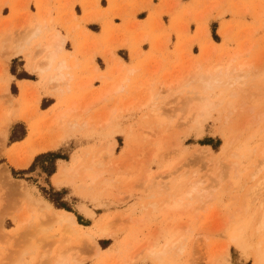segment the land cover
<instances>
[{
    "label": "rangeland",
    "instance_id": "obj_1",
    "mask_svg": "<svg viewBox=\"0 0 264 264\" xmlns=\"http://www.w3.org/2000/svg\"><path fill=\"white\" fill-rule=\"evenodd\" d=\"M16 1L0 0L11 9L6 19H19L13 28L11 22L0 24V51L6 59L23 54L27 68L34 72L38 36H29L38 22L30 12L21 17L29 0L18 7ZM132 1L120 0L122 9L116 12L111 11L113 0L107 10L100 9L97 0L89 9L82 4L83 21L99 22L109 17L111 23L118 25L103 22L106 50L97 51L99 44L95 42L91 50L83 51L90 57L99 52L106 62L105 74L98 77L100 87L73 89L70 98L83 103L107 93L90 114L91 118L102 120L113 109L107 127L90 126L86 132L62 127L69 118L65 108L70 100L59 98L46 85L47 74L35 72L41 79L38 83L19 82L17 86L14 81L9 91L11 78L0 61V264H53L59 258L61 245L67 247L70 233L39 208L42 198L71 210L79 228L94 234L102 249L95 255L86 242H78L70 250L65 248L63 257L67 264H224V256L228 257L227 264L257 261L253 248L244 251L229 233L235 221L242 227L236 232L239 243L252 237L255 247L257 241L264 240V232L256 233L250 222L255 218L253 208L249 217L243 219L244 195L254 182L250 177L264 146V0L235 5L233 0H195L189 7L179 0H169V13L158 4L159 0H148L143 6L151 7V1L157 2L153 5L158 21L153 22L152 17L147 20V32L140 22H135L137 7L129 5ZM225 12L233 18L229 23H220L217 16ZM113 15L119 18L112 19ZM143 16L144 13L137 14L136 18ZM172 16L174 21L169 23ZM244 16L253 21L247 22ZM6 19L0 17V23ZM71 20H75L73 14ZM65 30L76 44L90 35L77 22L69 28L65 26ZM44 31L41 37L54 29L50 26ZM136 37V45L150 43L149 52L136 49L132 42ZM119 47L128 50L136 63L124 62L129 56L126 51H118L117 55L115 50ZM16 50L20 52L15 53ZM141 56L150 58V63L144 64ZM18 64L11 63L9 71L15 74ZM98 64L102 66L100 61ZM122 76L127 78L124 91L114 94L113 86ZM22 88L24 99L19 97ZM150 93L164 120L160 125L147 108L140 106ZM204 95L213 103V110L203 127L199 129L189 121L183 123L186 100ZM60 112L64 113L63 118H58ZM83 118L87 117L78 120ZM10 119L23 123L12 125L7 136ZM31 125L34 134L30 143L61 130L66 137L56 148L47 150L55 152H41L44 154L35 155L27 167L15 168L9 157L28 155L30 143L26 140L13 147L14 142H10L21 138L24 132L26 135L27 126ZM112 138L116 146L106 156L103 148ZM202 146L210 148V152ZM56 158L62 159L55 161ZM91 158L102 161L100 179L112 180L113 187L99 185L87 196L73 186L56 187L51 183V176L61 163L72 165ZM54 166L55 171L46 178ZM36 168L45 173L43 183L31 175ZM260 175L264 176V165L257 178ZM173 201L177 204L170 207ZM82 205L94 211L91 218L82 214ZM102 225L109 227L111 235L95 234ZM165 247L161 259L158 251Z\"/></svg>",
    "mask_w": 264,
    "mask_h": 264
},
{
    "label": "bare ground",
    "instance_id": "obj_2",
    "mask_svg": "<svg viewBox=\"0 0 264 264\" xmlns=\"http://www.w3.org/2000/svg\"><path fill=\"white\" fill-rule=\"evenodd\" d=\"M40 32V28L36 27V29L32 32V34L29 36L30 38L35 37ZM63 43V38L57 34V33H49L48 36H46L45 41H40L38 45L41 47V62H43V66H35V69L37 71H45L47 72V83L54 87V89H58L59 86L63 87L59 89L60 93H65L69 89L70 82H71V76L68 74V72H65V70L68 68V66L63 62L60 61L57 64L55 63L59 53L61 52ZM18 52V50H16ZM126 72L131 73L132 70H127ZM127 78L125 76H122L119 80V83L113 86V92L114 93H122L124 91V84L126 82ZM168 85L170 83H167ZM207 83H205L206 85ZM69 98H72L70 96ZM9 99H11L9 97ZM155 97L151 93L144 99L145 101L141 103V107L147 108L149 110V113L153 118L156 120L157 124L160 125L163 123V119L160 117L158 113V109L155 105ZM37 101V100H36ZM98 102V98H90L82 103V107H78L77 102L72 100L71 105L69 108H67V111L69 113V118L66 117V120L63 121L62 127L67 128L71 131H89L90 126H94L93 118H91L90 114L92 113V106ZM184 107V116L181 118L183 123L186 122H192L200 129L203 127V124L207 121L209 118V114L211 110H213V103L207 96H195L191 97L183 105ZM113 112L112 110H109L105 117L102 120V123L100 125H104L105 127L108 126L111 120V114ZM83 115L87 117L86 119L82 120H76L75 117L77 115ZM64 113L60 112L58 114V118H63ZM94 117V116H93ZM74 118L75 120L71 119ZM52 123V122H51ZM95 126L96 129H99V126ZM64 128V129H65ZM102 132V131H100ZM68 133V132H67ZM66 137V133L61 130V132L53 135L52 137H46L45 142H43L39 148H49L54 147L63 140V138ZM115 147V140L111 139L109 140L105 147L103 148V153H105L106 156H110L113 152V149ZM201 149H205V151L210 152V148L203 147ZM30 156V155H29ZM29 156L25 155L22 156V158L17 157H10L9 161L12 166L16 168H22L26 167ZM258 164L255 165V171L252 172V176L250 179L253 182V184L248 188V192L244 195V212H245V218L249 217L250 210L254 209V217L252 221V224L254 226V231L256 233L264 232V176L257 178L260 168L264 165V146L261 148L260 156H258ZM102 161H95L94 158H91L88 161L76 163V164H67V163H61L58 171L56 174L52 177V184L54 186H61V185H67V186H73L77 191L81 192L83 195H89L92 190H96L97 187L103 186L105 188L113 187V182L110 179L107 178H101L102 175V169L103 168ZM105 170V169H104ZM30 175V174H29ZM32 176H37L39 179V182L43 183L45 178V173L40 170L39 168H36L34 172L31 174ZM29 189V188H28ZM30 190V189H29ZM34 188H32V192L34 193ZM31 192V193H32ZM188 192V191H187ZM29 197L30 193L27 191L25 192ZM37 199L33 200L35 203ZM176 201H173L171 203L170 207L176 205ZM38 206V205H37ZM39 208L45 209L48 213V217L55 223L63 225L64 229L70 233V236L72 237L69 240H67V247H64V245H61V247L58 249V259H56L55 263L53 264H67L68 262L63 257V254L65 252V248L70 250L69 248L78 242H86L89 247L92 248L95 255L100 253L102 249L99 247L98 243L95 240L94 234L87 232L86 230L82 231L79 228V225L75 219V216L72 212L54 208L50 202L47 200H44L40 203ZM81 212L84 216L91 218L94 215V211L89 208L86 205H82L80 207ZM234 224V225H233ZM232 229H230V238L244 251L249 249L250 247L253 248V250L256 253V259L255 264L264 263V240L257 241L255 243V247L252 245V237H249L246 239L243 243H239L238 240L240 236L238 237L236 232L240 230L242 227L237 226L236 222L233 221ZM231 228V227H230ZM109 227L107 225L100 226L95 234H97L100 237H105L111 235V231H109ZM242 231V229L240 230ZM252 239V240H251ZM254 242V241H253ZM173 243V244H172ZM170 246L174 245V242H172ZM176 243V242H175ZM82 244V243H81ZM79 244H77L78 246ZM80 247V246H79ZM72 249V248H71ZM167 248L160 249L158 251V255L163 258L162 256L166 253ZM169 250V249H168ZM67 251V250H66ZM66 255V253H65ZM165 258V257H164ZM224 258V264H227V259L225 256ZM130 260H132L130 258ZM259 260V262H258ZM75 262V261H74ZM124 264V263H123Z\"/></svg>",
    "mask_w": 264,
    "mask_h": 264
},
{
    "label": "crops",
    "instance_id": "obj_3",
    "mask_svg": "<svg viewBox=\"0 0 264 264\" xmlns=\"http://www.w3.org/2000/svg\"><path fill=\"white\" fill-rule=\"evenodd\" d=\"M23 1L24 0H17L15 2L16 7H18V5H20V3H22ZM93 1H95V0H29V2L27 4V10H24V12H22L21 17L25 16L27 12H30L37 19L38 23L34 25V30L36 29V27L40 28L39 34L36 35V36H38V42L35 46L37 50H36L35 55H34L35 57H37V59H36L37 61H33V64H32L34 72H30L26 66L28 63H27V60L23 54H21L20 56H14V57H10L9 59H6L4 57L5 55L2 54V52L0 51V61L3 63L2 68L4 69V66H5L6 72L8 73L9 77L11 78L9 80V83H8L9 91H10V83H13L14 81L16 82V84L18 86L19 82L38 83L41 80L40 77L35 73V72H37L40 74L43 72V71H37L35 69V66H37V65L43 66V62H41L42 61L41 60V56H42L41 47L38 44L40 41L46 40V36H48V34L45 36H42V37H41V35L45 32L44 30H46V27L49 28L50 26L53 27V29H54V31H51L50 33H53V34L57 33L63 38L61 52L59 53L55 63L57 64L58 62L63 61L68 66V68L65 70V72H68V74L71 76L72 80L70 82V85H68L69 89L65 93L59 92V89H61L63 87L59 86L58 89H54V87L49 85L47 83V77L45 78L46 79V85L49 86V88L54 92V94L56 96H58L59 98L62 96H65L67 99L69 98V96H72L73 89L74 90H86L90 87H92V88L100 87V80L98 79V77H99V75L103 76L105 74L106 62L100 56L99 52L96 53L95 56L90 57L89 55H84L83 51L86 49L91 50V46L95 42H97L99 44V46L96 48L97 51L106 50L104 47H106L105 45H106L107 39L105 40L104 35H103V22L104 23L106 22V24H113V22L111 23V20L109 17H106L105 19H102L99 22L83 21L82 20V16L84 15V10H83L82 4L85 3L89 9V5H91ZM97 1H98V5H99L100 9L107 10L110 7V0H97ZM101 1H103V2L105 1V4L101 5L100 4ZM146 1H148V0H133L132 2L129 3V5L131 4V5H134L133 7H137L135 12H134V18H135V22H137V23L140 22V25L142 27L147 26L146 22L151 17H152L153 22H154V20L158 21L157 15H155L156 7H154V5H153V3H157V2L151 1L152 6L151 7H145V6H143V4ZM250 1L251 0H233V4L235 5L238 2H242L244 4H252ZM179 2L181 4H183L184 7L193 6V4H195V0H189L188 3L186 2V0L185 1L179 0ZM184 2H186V3H184ZM158 4L160 6H164L166 8V12L169 13V0H159ZM121 6L122 5L120 4V0H113V5L111 7V11L112 12L119 11L122 9ZM155 6H158V5H155ZM10 12H11V9L9 6L3 5L2 3H0V17L2 19H6L9 16ZM16 12L17 11H15V15H14L15 17L18 16V14ZM219 12H220V9H217V14ZM141 13H144V16L141 18H136V15L141 14ZM72 14L75 16V20H71ZM227 14L231 15V13L225 12L223 14V16H221V17L217 16V20H219L220 23H222V21L229 23V21L233 18V15H231V17H229V18H226ZM50 18H52V20ZM114 18L118 19L119 16L113 15L112 19H114ZM236 19H241V18L236 17ZM244 19L247 22L253 21V20H251V17H249V16H244ZM18 21H19V19H14V20L6 19V20L1 21L0 24H4L6 22H11V26L13 28V27H15V25H17ZM119 21H120V23H122L121 20H119ZM172 21H174L173 16H172L171 21H169V23H171ZM75 22H77L79 24L80 29H85L90 34L88 37L82 39V42L78 43V44H76L72 41L71 35L67 34V32L65 30V26H67L69 28L70 26L75 24ZM131 25H134V22H132ZM93 26L97 27L96 30H92L91 27H93ZM113 26H118V25L113 24ZM113 28L115 29L117 27H113ZM144 30H145V32H147L148 28L145 27ZM77 31H80V30L78 29ZM136 35H139V34H136ZM137 38L138 37L134 38L132 41L133 43H135V45H136ZM163 38H165V36H161V39H163ZM143 45L146 46V49H142ZM171 47L174 48L173 45ZM137 48L139 50H141L144 54H146L147 52L150 51L151 46H150L149 42H144V43H141L140 45H136V49ZM168 50L172 51L173 49H170V47L168 45ZM118 51H126V53L129 56L128 50H126L125 48L119 47L115 50V53L117 54ZM6 52H7V50H6ZM19 52H20V50H18V52L15 51V53H19ZM65 52H68L70 54L67 56V55H65ZM141 58L143 59L142 62L144 64L150 63L149 62L150 58L144 59L145 58L144 56H141ZM98 61L101 62L102 66H99ZM123 61L127 62V63H131V62L136 63V60H134V61L131 60L130 56H129L128 61L124 60V59H123ZM16 62L19 63L18 64L19 66H18L17 70L15 71L16 73L13 74L14 72L12 73L9 71V65L11 63H16ZM45 73L47 74V72H45ZM112 92H113V89H112ZM106 94L107 93H105L103 97L98 98V102L93 104L91 109H93L95 105H97L100 101H102V99L105 98ZM114 94H120V93H114ZM25 96H26V93H25L24 89L22 88L20 91L19 97L21 99H24ZM69 100H70V104L65 109L69 108L71 105L72 100L70 98H69ZM74 101H76V100H74ZM77 105H78V107H82V103L77 102ZM8 114H9V111H8ZM82 116L83 115L78 114L76 116V119L78 120ZM84 119H86V118H83V120ZM102 120H99L98 118L93 117V122L95 124L94 126H98V124L100 125L102 123ZM9 122H10L9 128L7 130V133H6L7 136L9 134V131H10L12 125L17 124V123H23L22 121H19L17 119H10ZM99 127L103 128L105 126L100 125ZM33 134H34L33 126L31 125L30 128L27 126L26 135L24 136V138L22 140L14 142L12 144V146L13 147L21 146L26 140H27V142L30 143L32 140ZM64 139L65 138H63V140ZM112 139L115 140L114 138H112ZM43 142H45V139L42 141L30 143V149H29L30 153L27 155V156L30 155L29 156L30 158L28 160L27 165L29 164V162L32 160V158L35 155H37L41 152H45L47 150L56 148L62 142V140L60 142H58V144L54 147L40 149L39 146ZM115 146H116V140H115ZM10 157H15V156H10ZM27 165H26V167H27ZM22 168H25V167H22ZM58 168L52 174L51 180H52V177L58 171ZM46 178L49 179V177H46ZM49 182H50V180H49ZM61 186H67V185H61ZM61 186H56V187H61ZM36 192L37 191L35 190L34 193L37 195ZM41 200L44 201L45 199L42 198Z\"/></svg>",
    "mask_w": 264,
    "mask_h": 264
},
{
    "label": "trees",
    "instance_id": "obj_4",
    "mask_svg": "<svg viewBox=\"0 0 264 264\" xmlns=\"http://www.w3.org/2000/svg\"><path fill=\"white\" fill-rule=\"evenodd\" d=\"M213 38V37H212ZM214 39V38H213ZM215 40V39H214ZM215 41H219V40H215ZM13 94V93H12ZM48 106V105H47ZM47 106H45V107H41L42 109H45ZM24 136H25V132H24V135L21 137V138H19V139H16V140H13V141H11L10 143H12V142H15V141H19V140H21V139H23L24 138ZM48 152H55V151H47V152H44V153H48ZM44 153H41V154H44ZM38 155H40V154H38ZM37 156V155H36ZM57 159H62V158H56L55 159V161L57 160ZM55 169H56V166H54V169L52 170V171H50L49 173H48V177L55 171ZM22 170V169H21ZM27 172V171H26ZM25 173V172H24ZM45 197V196H44ZM49 201L53 204V206L54 207H56V208H61V209H65V210H68V209H66L65 207H63L62 205H59V204H57V203H55L52 199H49ZM68 211H71V210H68ZM78 221V220H77ZM79 222V221H78Z\"/></svg>",
    "mask_w": 264,
    "mask_h": 264
}]
</instances>
